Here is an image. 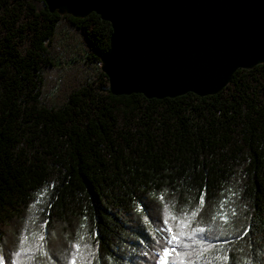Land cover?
<instances>
[{"label":"trees","instance_id":"obj_1","mask_svg":"<svg viewBox=\"0 0 264 264\" xmlns=\"http://www.w3.org/2000/svg\"><path fill=\"white\" fill-rule=\"evenodd\" d=\"M111 32L94 13L0 0L4 264H158L185 215V232L205 229L177 248L185 264H264V63L216 95L114 96Z\"/></svg>","mask_w":264,"mask_h":264},{"label":"water","instance_id":"obj_2","mask_svg":"<svg viewBox=\"0 0 264 264\" xmlns=\"http://www.w3.org/2000/svg\"><path fill=\"white\" fill-rule=\"evenodd\" d=\"M60 15L108 22L101 71L114 96L216 95L264 63V0H39Z\"/></svg>","mask_w":264,"mask_h":264},{"label":"snow or ice","instance_id":"obj_3","mask_svg":"<svg viewBox=\"0 0 264 264\" xmlns=\"http://www.w3.org/2000/svg\"><path fill=\"white\" fill-rule=\"evenodd\" d=\"M201 206L203 205V198L201 197ZM167 215L165 217V224L168 223V219L171 218L173 220L177 219L176 217L172 216L171 213L167 212V208L165 209ZM199 212V209H196L195 211H193L191 213V217L194 218L197 213ZM189 221L190 218L185 215V217L183 219H181L179 221V223L177 224V231L173 232L171 227L166 228L165 230L169 233V237L166 240L167 245L171 246V247H165L163 248V250L158 254L159 255V260H158V264H168V258L175 253V256L173 257L172 260V264H185V258L189 257L191 254L187 251L184 252H180L177 251V248H184V249H188L189 247H191L190 244L183 242V238H187V240L192 241L193 243H195V237L197 233H203L205 231L204 228L201 227H197L195 229H193L191 232H185L184 229L188 227L189 225ZM40 240H43L44 237L40 236L39 237ZM28 241V237L27 236H22L21 240H20V251L16 253L17 258H19V256L22 253H25L26 251H28V249L25 248V244ZM39 248H43V245H38ZM73 247L77 250V252H79L80 250V245L79 244H75L73 245ZM207 248H204L202 251L197 252L196 256L197 259H199L201 256H203L204 252L207 251ZM216 259H219V257H217ZM224 259L226 260L227 257H224ZM0 264H4V260L2 257H0ZM13 264H17L16 261H13ZM71 264H76V255L73 254L72 256V260H71Z\"/></svg>","mask_w":264,"mask_h":264},{"label":"rangeland","instance_id":"obj_4","mask_svg":"<svg viewBox=\"0 0 264 264\" xmlns=\"http://www.w3.org/2000/svg\"><path fill=\"white\" fill-rule=\"evenodd\" d=\"M167 232V231H166Z\"/></svg>","mask_w":264,"mask_h":264}]
</instances>
